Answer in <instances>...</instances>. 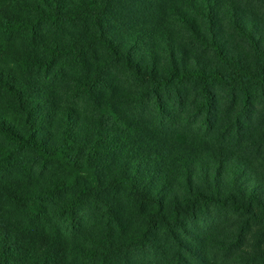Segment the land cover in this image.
<instances>
[{"label": "trees", "instance_id": "trees-1", "mask_svg": "<svg viewBox=\"0 0 264 264\" xmlns=\"http://www.w3.org/2000/svg\"><path fill=\"white\" fill-rule=\"evenodd\" d=\"M237 1L0 0V264H264V25Z\"/></svg>", "mask_w": 264, "mask_h": 264}, {"label": "rangeland", "instance_id": "rangeland-1", "mask_svg": "<svg viewBox=\"0 0 264 264\" xmlns=\"http://www.w3.org/2000/svg\"><path fill=\"white\" fill-rule=\"evenodd\" d=\"M237 2L242 6V8L255 12L256 15L254 17V20L255 21L260 20L264 25V6H260L253 2H248L247 0H238ZM223 26L224 28H226V24L224 21H223ZM226 33L229 34V32H226ZM263 38H264V35H263ZM199 53H200V56L205 59H208V60L212 59V55L209 51L203 52L202 50H199Z\"/></svg>", "mask_w": 264, "mask_h": 264}]
</instances>
